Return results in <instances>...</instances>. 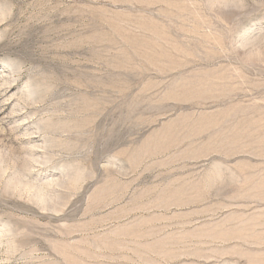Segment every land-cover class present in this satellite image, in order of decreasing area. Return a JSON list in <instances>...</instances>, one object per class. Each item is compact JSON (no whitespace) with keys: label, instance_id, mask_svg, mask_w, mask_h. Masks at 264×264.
Segmentation results:
<instances>
[{"label":"rangeland","instance_id":"1","mask_svg":"<svg viewBox=\"0 0 264 264\" xmlns=\"http://www.w3.org/2000/svg\"><path fill=\"white\" fill-rule=\"evenodd\" d=\"M0 264H264V0H0Z\"/></svg>","mask_w":264,"mask_h":264}]
</instances>
